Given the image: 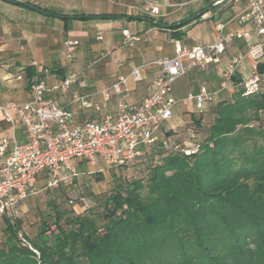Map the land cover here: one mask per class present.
<instances>
[{
  "label": "trees",
  "instance_id": "obj_1",
  "mask_svg": "<svg viewBox=\"0 0 264 264\" xmlns=\"http://www.w3.org/2000/svg\"><path fill=\"white\" fill-rule=\"evenodd\" d=\"M203 135L195 154L149 148L126 162H145V173L113 175L109 192H87L93 206L82 213L51 196L29 242L38 256L20 244L18 218L0 219V264H264V93L239 88ZM41 180L65 194L76 179Z\"/></svg>",
  "mask_w": 264,
  "mask_h": 264
},
{
  "label": "crops",
  "instance_id": "obj_2",
  "mask_svg": "<svg viewBox=\"0 0 264 264\" xmlns=\"http://www.w3.org/2000/svg\"><path fill=\"white\" fill-rule=\"evenodd\" d=\"M14 1L35 6L53 16L44 15L28 6L0 0V105L30 101L32 83L43 81L49 88L53 84L60 83L69 73H75L77 82L70 86L66 93L46 92L44 95L45 98L53 99L72 113L74 126H80L85 121L99 120L104 115L113 113L119 102L129 105L140 104L142 99L153 91V80L160 71V68L152 65L151 62L173 57L175 42L185 47H192L198 43L210 44L215 37L214 26L219 21L227 23L224 34L240 29L248 30L250 32L248 40L234 39L226 44L218 65H209L204 70L187 72L185 75H189L190 82L184 92H179L175 97L172 88L169 97L177 101V105L173 116L167 122L173 118H176V122L168 126L165 121L162 127L164 130H171L167 134L174 135L179 143L182 142L181 136L184 137L189 133V129L185 126L186 117L189 115L194 117L197 114L204 131L208 129L213 122L217 104L233 101L238 87L242 88L244 79L253 73L255 69L253 62L245 58L234 76L241 80V84L234 85L232 79L234 87L218 92L213 100L205 105L201 114L196 111L193 103L183 104L182 100L189 94H196L200 86H205L211 92H217L220 72L230 57L237 53H245L248 45L256 40L264 41V36L258 38L250 25L239 26L234 22L236 14L246 7L245 2L213 6L211 8L214 10H208L197 21L185 26L181 25L179 29L165 30L153 27L144 19L138 18L176 24L206 9L213 3L212 0H195L184 5L179 4L185 0H169L170 6L162 7L157 17L149 15L147 6L141 0ZM80 16H113L114 18H69ZM123 30H128L139 40L130 44L124 43ZM98 36H101V39H98ZM66 38L76 39L79 42L71 62L63 60L62 57V42ZM260 65L262 66L260 69L262 74H259L260 92L264 93V56ZM137 66H143L142 80L133 82L129 75ZM121 77L126 78V91L116 95L111 90V86ZM80 82H83L85 87H81ZM106 90H108L106 107L98 111L93 108L82 109L73 101L74 96H87L89 102L98 105L103 101V92ZM180 103L184 110H178ZM19 128L12 129L5 122L3 112L0 111V138H9L13 135L18 142H22L25 137L23 130ZM142 150L146 152L149 148Z\"/></svg>",
  "mask_w": 264,
  "mask_h": 264
},
{
  "label": "built area",
  "instance_id": "obj_3",
  "mask_svg": "<svg viewBox=\"0 0 264 264\" xmlns=\"http://www.w3.org/2000/svg\"><path fill=\"white\" fill-rule=\"evenodd\" d=\"M193 1L195 0H185L179 5ZM141 2L147 6L151 17H157L162 7L170 6L169 0ZM212 2L216 6L245 2L246 7L236 14L234 22L239 26L250 25L258 38L264 36V0ZM226 24L223 21L215 24V37L210 44L198 43L185 47L175 42L173 57L151 62L160 68L159 74L153 80V91L138 105L119 102L113 113L106 114L99 120L85 121L80 126H74L69 110L53 99L45 98L46 92L66 93L70 86L77 82L75 73H69L60 83L49 88L43 81L32 83L30 101L0 105L5 122L12 129L20 127L25 137L22 142H18L13 135L0 138V219L6 217L13 222L19 217L21 203L37 194L36 183L41 173L46 176V188H56L61 182L80 176L82 173L77 171L80 164L90 167L102 161L109 167H119L133 158L141 157L145 152L138 149L139 146L185 156L197 153L200 142L191 144V147L182 146L174 135H168L171 130H164L162 125L173 116L177 105V101L169 97L176 79L191 70H204L209 65H218L226 44L234 39H249L250 32L245 29L224 34ZM122 36L126 44L139 40L128 30H123ZM98 39H101V36H98ZM263 45L264 41L256 40L248 45L245 53L230 57L220 72L217 92L200 86L196 94H189L182 103H193L196 111L201 114L205 105L210 103L218 92L234 87L232 79L245 58L253 62L255 69L241 84L242 96L260 92V75L256 67L264 56ZM78 46V40L64 39L63 60L71 62ZM142 68L143 66H137L131 70L129 77L133 82L142 80ZM79 85L85 87L83 82ZM125 86L126 78L121 77L111 86V90L120 95L126 91ZM103 97V101L98 105L89 102L87 96H74L73 101L82 109L93 108L98 111L106 107L108 90L103 92ZM194 137L195 134L192 135V138ZM18 239L22 246H27L38 255L21 232H18Z\"/></svg>",
  "mask_w": 264,
  "mask_h": 264
},
{
  "label": "rangeland",
  "instance_id": "obj_4",
  "mask_svg": "<svg viewBox=\"0 0 264 264\" xmlns=\"http://www.w3.org/2000/svg\"><path fill=\"white\" fill-rule=\"evenodd\" d=\"M212 10L214 9H209V11ZM189 82L190 80L188 74L179 77L172 84L174 92L173 95L176 97L179 92H184L187 89ZM178 107L179 111L182 109L184 110V107L181 103L178 105ZM209 117L212 118L211 114H209ZM198 118L199 116L197 114L194 117L193 115H189L188 117H186L187 122L185 123V126L187 127V129H189V133L184 137L181 136L182 142L180 144H182V146L191 147V144L201 142V140L203 139L204 128L199 123L200 120ZM175 122L176 118H173L172 120L167 122V125L170 126ZM193 134H195L194 138H192ZM183 140H185V142H183ZM138 149L142 150L144 149V147L139 146ZM144 158L145 157H143L142 160ZM151 158L152 156L150 155L146 156L147 161H150ZM154 161L155 160H153V162ZM144 163L145 162H135L132 164L131 162L121 167H109L105 162L98 161V165L95 166L85 167L84 165H81L77 167V171L82 174L76 177V180H74L72 184L63 185L65 194L56 191V189L48 190L46 193L45 189L42 188L43 182L41 180V178H43L44 176V173H41L39 176V180L36 183V189L38 191L37 194L26 198L20 206V213L17 221L21 222V233L23 237L28 242H32V240L36 237L38 233V214L45 211L46 201L49 200L51 196H53V198H55L57 202H59L58 204H60L62 207L71 208L76 213H82L88 207L93 206V203L87 199V192H92L93 194H102L109 192L116 183V181L113 179V175L115 176V178L119 175L120 177L117 178L121 180L122 178H125L126 180H132L141 176L145 173V168L143 166ZM100 169H102V171H99ZM123 175L125 177H123ZM66 182L71 181L67 180ZM2 228L3 223L0 220V240L3 237L1 232ZM31 248L33 249L32 246Z\"/></svg>",
  "mask_w": 264,
  "mask_h": 264
},
{
  "label": "water",
  "instance_id": "obj_5",
  "mask_svg": "<svg viewBox=\"0 0 264 264\" xmlns=\"http://www.w3.org/2000/svg\"><path fill=\"white\" fill-rule=\"evenodd\" d=\"M6 2H9L11 4H15V5H21V6H28L30 7L32 10H35L39 13H42L44 15H49V16H53V14L47 12V11H44V10H41V9H38L37 7L35 6H31V5H28V4H25V3H22V2H17V1H14V0H4ZM213 6H216L214 4V2L208 6L206 9H204L203 11H201L200 13L196 14V15H193L183 21H180L176 24H165L164 22L162 21H159V20H154V19H149V18H143L146 22H148L149 24L155 26V27H160V28H163L165 30H170V29H173L175 28L176 26H181V25H184L185 23H188V22H192V21H195L198 17L204 15L211 7ZM59 18H68V17H59ZM70 19H111V18H114L113 16H80V17H69ZM128 18V17H126Z\"/></svg>",
  "mask_w": 264,
  "mask_h": 264
}]
</instances>
